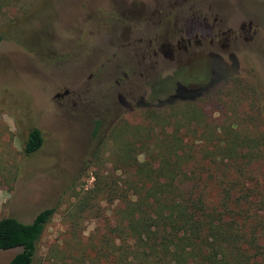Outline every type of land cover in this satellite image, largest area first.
I'll use <instances>...</instances> for the list:
<instances>
[{"label":"rangeland","instance_id":"374dc122","mask_svg":"<svg viewBox=\"0 0 264 264\" xmlns=\"http://www.w3.org/2000/svg\"><path fill=\"white\" fill-rule=\"evenodd\" d=\"M193 2L212 5L209 23L217 17L236 34L252 22L254 37H239L228 56L155 58L152 50L186 28ZM181 9L188 15L178 19ZM150 40L152 58L142 63ZM124 73L136 100L120 92ZM33 127L44 142L28 155ZM161 133L180 136L171 149L185 156L176 183L198 185L221 212L235 261L264 264V0H0V218L31 222L57 207L34 264L55 263L72 239L67 212L107 185L84 215L82 241L104 232L120 195L113 183L137 180L139 166L158 169L167 156L161 137L152 140ZM135 135L152 137L125 147ZM21 250L0 249V264Z\"/></svg>","mask_w":264,"mask_h":264},{"label":"trees","instance_id":"16d2710c","mask_svg":"<svg viewBox=\"0 0 264 264\" xmlns=\"http://www.w3.org/2000/svg\"><path fill=\"white\" fill-rule=\"evenodd\" d=\"M178 136L161 133L153 137L154 142L161 137L168 150L158 169L150 163L141 165L137 180L113 183L120 195L111 199L113 215L104 232L82 241L84 215L92 210L94 199H104L102 194L109 186L91 189L73 204L65 216L72 239L58 251L54 264H242L235 261L234 246L222 243L227 234L220 223L221 212L206 203L198 185L187 180L180 182L189 184L187 188L177 185L185 157L172 156L171 149L180 142ZM150 137L144 142L141 135H135L132 142L123 143L127 148H143ZM43 142L41 130L31 128L24 152H36ZM139 152H129L128 159L136 160ZM56 213L57 207L45 208L31 222L13 216L0 218V249L22 248L8 264H34L39 242ZM72 243L78 248L77 255Z\"/></svg>","mask_w":264,"mask_h":264},{"label":"flooded vegetation","instance_id":"af4514ba","mask_svg":"<svg viewBox=\"0 0 264 264\" xmlns=\"http://www.w3.org/2000/svg\"><path fill=\"white\" fill-rule=\"evenodd\" d=\"M211 6L212 5L204 7L202 3L193 2L190 5V8H188V10L193 11L190 17L185 19L187 20L186 28L180 30L181 34L173 36L172 39L165 40L163 43L158 45L157 49L152 50L154 57L159 58V52L162 51L165 52V54L168 55L172 61H182L183 58L189 56L190 54L196 55L203 51L210 54L228 56L226 55L227 52H230L233 47H237L236 42L239 37H244L246 41H249L254 37V35H251L252 33H249L253 28L252 22H250L249 29L247 31L245 30L246 24L244 22L241 23L239 30V32H241L240 34L234 33L233 28L224 24L222 20L217 22V17L214 19L216 22L210 24L207 19L208 15H211ZM187 15L188 12L181 9L177 14V18L181 19ZM243 31L248 32L249 34L243 36ZM151 46L152 41L150 40L149 44L145 46L146 51L142 56V63H145V61L147 62L148 58H152V54L149 51L152 48ZM148 63L153 66H157L159 64L158 60H151ZM124 74L128 80L123 84L120 92H124L123 94L127 95L128 100H132V98L136 100L138 97V86L134 85V82L131 81L128 74ZM147 92L148 91L142 95L148 94ZM129 97H131V99ZM129 103L127 102L126 104L131 105V103ZM137 104H140V101H138Z\"/></svg>","mask_w":264,"mask_h":264}]
</instances>
